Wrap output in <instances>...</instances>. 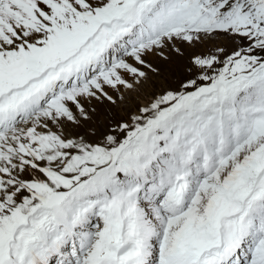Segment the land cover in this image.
<instances>
[{"label": "snow or ice", "instance_id": "6c2138e0", "mask_svg": "<svg viewBox=\"0 0 264 264\" xmlns=\"http://www.w3.org/2000/svg\"><path fill=\"white\" fill-rule=\"evenodd\" d=\"M0 264H264V0H0Z\"/></svg>", "mask_w": 264, "mask_h": 264}]
</instances>
